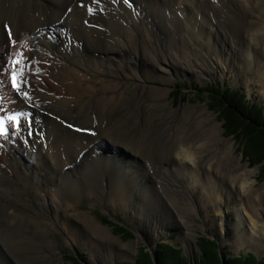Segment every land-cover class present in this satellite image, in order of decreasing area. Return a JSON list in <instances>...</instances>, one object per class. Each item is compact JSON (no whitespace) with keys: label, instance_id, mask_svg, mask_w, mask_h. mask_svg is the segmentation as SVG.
I'll return each instance as SVG.
<instances>
[{"label":"bare ground","instance_id":"bare-ground-1","mask_svg":"<svg viewBox=\"0 0 264 264\" xmlns=\"http://www.w3.org/2000/svg\"><path fill=\"white\" fill-rule=\"evenodd\" d=\"M128 1L132 4L0 0V116L21 112L22 118L32 120L22 128L33 129L31 137L26 131L12 135V129L7 138L0 137V255L8 262L11 258L17 264H66L55 248L72 247L82 240L91 242L97 258H110L117 245L122 246L121 255L133 253L138 239L121 242L110 228L87 221L82 212L60 216L62 208L75 210L84 201L97 202L98 192L113 193L105 203L116 204L138 225L140 216L143 223L148 213L157 222L154 227H184L182 239L188 244L196 236L189 221L196 203L206 216L212 205L215 215L234 208L235 243L241 240L262 254L264 184L253 190L247 177L255 170L240 165L234 142L223 138L215 115L205 106L174 109L171 99V86L178 78L225 76L226 71L240 68L232 59L229 65L220 62L223 53L228 60L238 48L216 50L202 44L199 31L191 32L185 17L192 18L193 11L199 16L198 10L207 8L217 39L227 34L221 44L230 37L231 47L249 39L252 33L236 23L246 25L259 7L203 0L205 6L189 10L190 0ZM11 43L16 46L14 54ZM19 48L20 59L35 63L24 71L15 66L17 92L6 78L13 66L6 64ZM96 50L102 55L96 56ZM245 66L239 77L248 73ZM134 71L138 72L128 76ZM259 74L262 80L263 73ZM42 77L44 82H38ZM130 81L135 84L132 97L126 96ZM24 92L28 98L21 95ZM220 141L222 145L214 146ZM107 144L111 150L104 149ZM93 147L98 150L96 177L88 167ZM127 151L133 159L126 157ZM204 177L207 180L202 181ZM33 180L40 190L29 194ZM53 230L61 232L60 242L49 238Z\"/></svg>","mask_w":264,"mask_h":264},{"label":"rangeland","instance_id":"rangeland-1","mask_svg":"<svg viewBox=\"0 0 264 264\" xmlns=\"http://www.w3.org/2000/svg\"><path fill=\"white\" fill-rule=\"evenodd\" d=\"M202 1L203 0H190L192 6L190 7L189 10H192V7L205 6L203 3H201ZM232 1L233 0H231V2ZM234 1H235L234 3L238 7H240V5L242 4L245 5V7H249V8H254L258 6L259 9L256 12L257 16L248 17L246 21L247 22L246 25L245 23L242 24V22L237 21L236 25L241 30H244L246 28L248 30V33L250 32L252 34H250L249 39L247 41L239 44L233 43L231 47H230V43L228 46V42H230L229 39L230 37L227 38L228 39L227 41H223V43L221 44V40L223 36L225 38L227 37V34L222 36L221 33L220 38L218 37L217 39L216 31H214L215 24L213 23L211 16L208 15L207 8H200L198 10L199 16L195 11H193L194 16L192 15V18L190 16H186L185 18L188 22V25L192 26L191 32H194L196 34L199 31V34L201 35L202 44H205L211 48L216 47L217 48L216 50H227L228 48L236 50V48H238L235 57L232 58V56L230 55L228 56V60H226L227 57L225 53H223L222 55L223 58L220 59L221 60L220 62L223 65H225L224 63H226V65H229L230 60L232 59V61H235L236 65L238 64L240 68H235L234 71L228 73L226 71L225 76L222 74H216L214 77L213 75H210V77L203 76V78H199V77L197 78V76H190V77H182L176 79L171 86V90H172L171 99L173 100L172 108L179 109L183 106L186 107L205 106L206 111L208 113L215 115L216 121L221 126V130L223 131L222 132L223 138L234 142V148H233L235 149L234 156L236 157V159L240 160L239 161L240 165L245 167L247 170L248 169L255 170L254 175L252 177L250 176L247 177V180L250 182L253 181L252 184L254 185L253 187L254 191L256 190L259 191L261 190L264 184V150L258 149V146L255 145L254 142L255 139H257V137H260V134H257L259 130L256 127L262 130H264V128L257 125L256 127H253L254 124H252L253 126L250 125L251 121L247 119L245 116L241 115V113L239 115H241L242 119L240 120L243 122V124L241 122L239 123L237 122V124L232 123L231 119L227 115L228 111L226 110L225 107L228 104L233 106L235 104L234 103V98L236 97L235 95H238L239 97L243 98L244 104L247 103V105L250 106V109L258 110L260 112H263L262 114H264V52H263L264 38L261 39L258 38L260 37L259 33L264 35V0H234ZM127 3L130 4L132 2L128 1ZM200 22H206V23L200 26ZM183 25L185 24H182L181 26ZM199 26L200 29H198ZM207 27L211 28L212 31L210 29L207 30L206 29ZM186 29L191 30L188 27H186ZM253 34H255L254 37L252 36ZM234 38L236 37L234 36ZM12 44L13 43L10 44L11 47L9 46V48H10V53L12 52L14 54L16 51V46L14 44L12 46ZM54 47L56 48V46ZM110 48L108 50H111ZM229 52L231 54V50ZM94 54L96 56L102 55L100 50H96ZM243 64L246 65L244 69L246 68L248 73L247 74L243 73L239 77V73L243 72L242 71ZM24 70L25 69H23V71ZM11 72L12 71L10 70L9 74H7L6 77L7 79L10 78ZM137 72L138 71L129 72L128 76L135 74ZM259 73H263V75L261 76L262 80L258 78V75H261ZM41 80L42 81H38V82L43 83L44 82L43 77L41 78ZM9 87H10V83H9ZM226 87L231 91H226L225 90ZM214 89H217L219 92H221L222 96H227V97H224V100L216 98V95L213 91ZM134 91H135V84L133 81H130L129 88L126 91V96L132 97ZM254 103L257 104L258 106H256ZM235 106L237 105L235 104ZM48 116L52 117L51 115ZM252 118L256 119L254 120V122H259V119H257L256 116H252ZM261 124L264 125L263 122H261ZM246 136L249 139H247ZM258 140L261 139L258 138ZM217 145H222V141L218 142L214 146ZM104 149L111 150L112 148L110 144H107L104 146ZM204 149L205 148H203V151ZM124 153L129 160L133 159V156L129 154L128 151ZM88 161H89L88 164L89 171H91L93 177H96V174L98 173L96 168V165L98 163V150L95 147H93L89 151ZM26 163L27 162L25 161L22 162V164L24 165H26ZM52 175L53 173H50L49 175L46 176L51 177ZM92 176L90 175L91 179L94 180ZM102 179H104L103 176ZM203 180H207V179L204 177L202 178V181ZM35 189L40 190V186L36 184V182L33 180V184L29 186L28 193L31 194V192L34 191ZM232 192L235 195V191ZM202 193H204L205 198H207L208 195L207 190H203ZM40 194L44 195L42 192ZM112 196L113 193L103 194L101 192H98L97 197L99 200L97 202L90 205L89 203L84 201L78 207H76L75 210L62 208L60 210V216L62 215V213L65 212H67L68 214L82 212L83 214L82 217L86 218L87 221L95 220L100 225L102 226L104 225L110 228L112 235L118 238V240H120L121 242L135 243V241L138 239L139 240L138 243L136 242L135 243L136 245L132 247V249L134 248L133 253L121 255L118 249H121L122 246L117 245L110 252L111 255L110 258H106V259L97 258V254H93L90 250L91 242L82 240L72 247L58 245L55 248L57 249V252L61 254L66 264H127V263L141 264L143 263V252H149V253L152 252L151 254L155 255V252H159V251L163 252L164 247L166 245L168 248L167 250H170L171 248L172 250L180 253V257L183 258L184 261H178V263L202 264V260L205 261V259H204V250L200 244L204 242V239L209 241H214L215 243H217L220 260L222 262L221 264H228V262L232 260H237L238 258L241 259L250 258L252 256L253 258H255L257 264H264V250H263L264 245H262L263 247L261 251L262 254L259 255L256 249H254L253 247H248V244H243L241 240L238 241V244L235 243L236 230L234 232L232 231L234 226L232 224L233 222L231 221L233 220V218L237 219L238 216L236 215V217H234L235 214L232 212L234 208H226L225 211L223 209L224 212H220L215 215L216 211H213L214 207L212 205L210 208L212 209V212L209 215L211 218H209V216H206V213L204 214L196 203V205H194L193 207L194 211L192 213V218L189 220L190 224L192 225L191 231L196 236L195 239H192V242H189L190 244H188L187 242H184L182 239L185 235V232L183 231L185 230L184 227L181 228L179 227V225L176 224H171L169 228H165V226H160V225H158V228L156 226L154 227L153 225H155L157 222L151 220L150 218L151 215H149L147 212L146 215H148V218L142 223V218L140 216L139 219L140 221L138 225V223L132 220L128 214L121 211L116 204L112 205V202L105 203L107 201H110ZM218 198L219 195L217 196L216 200ZM192 199L195 202L196 200L195 197H192ZM217 202L220 205V203H222L223 201L219 199ZM49 207L52 210L54 209L50 203H49ZM60 221L61 219L57 221L58 225L60 224ZM244 221L246 222L247 220ZM248 221L251 222L252 219L248 218ZM116 224L123 226L125 230L121 231ZM143 224H145L146 226L145 227L142 226ZM255 233L258 232L255 231ZM61 237H62L61 232L59 231L53 230L49 234V238L55 240V242L56 241L60 242ZM247 240H248L247 237L244 238L245 242H247ZM1 246L2 244H0V250H2ZM97 246L98 245H96V247ZM105 249L101 250V252L103 253ZM124 250L122 249V251ZM5 253L7 256L9 255L7 252ZM157 256L155 260L153 259L154 262L153 264H160ZM9 260L10 262H8L3 257V254L0 255V264H13V262H15L16 264L18 263L17 261H13L11 258Z\"/></svg>","mask_w":264,"mask_h":264},{"label":"trees","instance_id":"trees-1","mask_svg":"<svg viewBox=\"0 0 264 264\" xmlns=\"http://www.w3.org/2000/svg\"><path fill=\"white\" fill-rule=\"evenodd\" d=\"M225 90L231 91L228 88ZM213 91L216 95V98L224 100V97H227V96H222L221 92H219L217 89H214ZM235 96L236 97L234 98V103L238 107L235 106V104L233 106L228 104L225 107L226 110L228 111L227 115L231 119V122L236 123V124H237V122L238 123L241 122L243 124V122L240 120V119H242L241 115H243L251 121L250 125L254 124V126L252 125L253 127H256V125H257V126L264 128V125L261 124V122L264 123V118H263L264 115L262 114V112H260L258 110L250 109V106L247 105V103L244 104L242 97H239L238 95H235ZM240 113H241V115H239ZM252 116H256V118L259 119V122H254V120H256V119L252 118ZM250 125H248V126H250ZM256 128L259 130L257 134H260V137H257V139H255L254 144L258 146V149L264 150V130H262L258 127H256ZM258 138L261 140H258ZM247 139H249V138L247 137ZM117 226L120 228L121 231L125 230V228H123V226H121V225H117ZM200 245L204 250V259H205V261L202 260V264H221L222 263L220 260V255H219L217 243H215L214 241H209V240L204 239V242H202ZM167 249L168 248L166 245L164 247L165 252H164V250H163V252H161V251L156 252V255L158 254L157 257H158L160 264H176V263L180 264V263H178V261H184V259L180 257L179 252H176V251L172 250L171 248H170V250H167ZM153 263L154 262H153V258L151 256V254L149 252H143V263H141V264H153ZM127 264H129V263H127ZM228 264H257V262H256L255 258H253V256H252L250 258H242V259L238 258L237 260H232V261L228 262Z\"/></svg>","mask_w":264,"mask_h":264},{"label":"snow or ice","instance_id":"snow-or-ice-1","mask_svg":"<svg viewBox=\"0 0 264 264\" xmlns=\"http://www.w3.org/2000/svg\"><path fill=\"white\" fill-rule=\"evenodd\" d=\"M125 2L127 3L128 0H125ZM88 12H89V14H92V9L89 8ZM21 56H22V53H20L18 51L14 58L8 59V62L6 64V67L13 66V71L11 72V75H10L11 86H12V89L14 91H17V92H20V84L17 82V70H16L15 66H19V70L23 71V69L25 67H28L30 63H35V61H31L30 58H29L28 62H25V60L20 59ZM21 95L24 98H28V93H26V92L21 93ZM22 115H23V113L17 112V113L7 115V116H0V136H4L5 138H7L9 130H8V128L5 127V121H10L13 123V127L15 129L13 131L12 135H18L21 131H26L27 135L29 137H31L33 135L31 125H29L28 128H22V126H21L19 117ZM69 127H71V126L69 125ZM93 135H94V133H93ZM24 143H27V140H24Z\"/></svg>","mask_w":264,"mask_h":264},{"label":"water","instance_id":"water-1","mask_svg":"<svg viewBox=\"0 0 264 264\" xmlns=\"http://www.w3.org/2000/svg\"><path fill=\"white\" fill-rule=\"evenodd\" d=\"M155 260V259H154Z\"/></svg>","mask_w":264,"mask_h":264}]
</instances>
